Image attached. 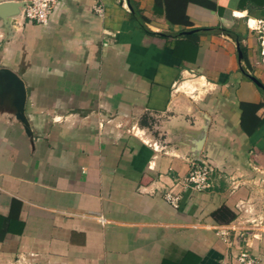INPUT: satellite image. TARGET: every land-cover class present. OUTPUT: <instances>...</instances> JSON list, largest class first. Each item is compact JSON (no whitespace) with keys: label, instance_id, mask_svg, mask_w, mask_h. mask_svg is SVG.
Segmentation results:
<instances>
[{"label":"crops","instance_id":"0c3cea01","mask_svg":"<svg viewBox=\"0 0 264 264\" xmlns=\"http://www.w3.org/2000/svg\"><path fill=\"white\" fill-rule=\"evenodd\" d=\"M26 1L0 0V68L26 87V122L0 95V264H238L216 228L239 217H261L246 248L264 264V88L247 75L264 85V0L189 3L190 26L165 0H62L44 24ZM201 157L212 186L182 188Z\"/></svg>","mask_w":264,"mask_h":264},{"label":"built area","instance_id":"2783aa9c","mask_svg":"<svg viewBox=\"0 0 264 264\" xmlns=\"http://www.w3.org/2000/svg\"><path fill=\"white\" fill-rule=\"evenodd\" d=\"M61 3L62 0H29L26 1L23 7L22 15L30 23L44 24L50 21ZM93 9L95 13L103 15L105 8L102 0H96ZM214 172L213 163L207 157H201L192 161L189 173L179 180L178 183L182 188L202 192L212 186ZM164 198L173 208H179L182 196L176 188H171L165 191ZM237 208L241 213L249 211L244 202H240ZM99 220L102 223H106L104 216H100ZM260 223L261 217H245V219L239 217L216 228L217 234L226 243L231 244L236 241L239 247V252L236 256L238 264H257L259 262V257L250 252L246 246H250L251 237L262 239L263 233L259 231Z\"/></svg>","mask_w":264,"mask_h":264},{"label":"water","instance_id":"95a60500","mask_svg":"<svg viewBox=\"0 0 264 264\" xmlns=\"http://www.w3.org/2000/svg\"><path fill=\"white\" fill-rule=\"evenodd\" d=\"M20 5H25L21 3ZM5 5H0V10L4 9ZM15 15V13L11 14ZM11 21V20H10ZM200 28H194L183 31L182 34H189L199 31ZM237 49L239 58L242 60L243 52L241 50L239 42L237 43ZM247 75L261 88H264L263 83L253 74L247 73ZM13 93V104L16 109L17 118L26 122L24 116V108L26 102V87L23 79L19 77L14 71L8 68H0V95L7 96Z\"/></svg>","mask_w":264,"mask_h":264},{"label":"trees","instance_id":"16d2710c","mask_svg":"<svg viewBox=\"0 0 264 264\" xmlns=\"http://www.w3.org/2000/svg\"><path fill=\"white\" fill-rule=\"evenodd\" d=\"M165 2H166V13H167L168 19L172 23L183 24L185 26H190L193 24L189 15L187 14V6L189 3L201 4V5L207 6L208 8H211L214 10L218 9L217 4L212 0H165L164 4ZM136 15L143 21L148 20L145 16L141 15L139 11L138 12L136 11ZM210 30L212 31L219 30V28L215 27V28H211ZM224 30L225 32L233 35L237 39V41L240 44L241 50L243 52L242 60L245 61L247 66L250 68V62L248 59L247 50H246L245 45L242 43L243 35L233 28H224ZM197 35H199V32L185 34V36L189 38L197 37ZM258 106L259 105H256V107Z\"/></svg>","mask_w":264,"mask_h":264}]
</instances>
